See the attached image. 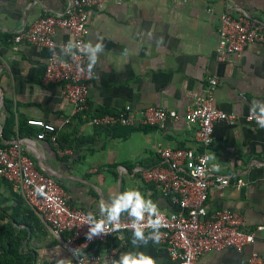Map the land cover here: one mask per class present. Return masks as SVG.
<instances>
[{"label":"crops","instance_id":"1","mask_svg":"<svg viewBox=\"0 0 264 264\" xmlns=\"http://www.w3.org/2000/svg\"><path fill=\"white\" fill-rule=\"evenodd\" d=\"M70 0H0V141L19 144L36 169L55 180L73 208L103 218L100 202L131 188L151 199L158 210L174 212L155 185L143 180L142 172L160 164L159 148L201 152L196 126L184 114L205 94L209 78L217 79L214 107L235 119L215 123L208 150L212 172L228 177L231 186L210 188L208 213L230 210L239 214L249 231L264 225V127L249 124L252 108L264 106V44L254 43L228 62L216 59L220 16H248L264 24V0H134L117 5L112 1L89 17L86 44L102 42L88 97V113L73 114L72 104L60 85L42 82L50 50L15 44L13 36L38 18L62 13ZM57 42H69L68 32L58 30ZM87 50V49H86ZM59 58L65 59L62 52ZM90 55L87 50V59ZM89 64V60H88ZM9 107V110L6 109ZM125 106L135 112L148 107L174 111L177 120L157 126L100 128L90 118L116 114ZM9 118L16 123L42 120L56 128L39 140L31 136L4 134ZM27 124V123H26ZM29 126V125H28ZM32 127V126H30ZM28 127L23 128L27 133ZM243 186L235 187L236 180ZM120 220L132 219L127 212ZM32 241L36 264H57L71 258L63 246L44 229ZM132 244L111 238L94 247L100 264H112L125 252H143L155 264H177L166 248L153 239ZM252 253L264 264V241L258 237L242 252L224 249L201 256L196 264H247ZM111 254V258H108Z\"/></svg>","mask_w":264,"mask_h":264},{"label":"built area","instance_id":"2","mask_svg":"<svg viewBox=\"0 0 264 264\" xmlns=\"http://www.w3.org/2000/svg\"><path fill=\"white\" fill-rule=\"evenodd\" d=\"M112 1L117 5L134 0H70L62 13L46 15L35 20L29 28H23L13 36L15 44H27L50 50L42 82L45 85L61 86L65 98L73 106V114L85 116L88 113V97L92 70H88L87 50L84 47L89 33V17L92 12H100L104 5ZM58 30L69 33V42H57ZM71 42L72 47L69 48ZM254 43L264 44V24L254 22L248 16H220L218 42L215 50L219 62H228L233 56L243 52ZM62 52L65 59L58 56ZM215 77L209 78L205 94L196 100L195 106L184 114V121L196 126V140L202 149L196 153L191 149L159 148L160 164L142 172L144 181L156 186L160 194L176 209L166 213L160 211V240L171 259L177 264H196L208 253L224 249L242 252L261 238L264 241V225L245 230L243 218L230 210L208 213L206 202L208 191H221L231 182L228 177L212 172L208 150L212 145L215 123L233 122L235 116L214 107ZM260 115V112H256ZM174 111L160 107H148L135 112L125 106L116 114H103L90 118L91 125L100 128L114 126L136 127L162 125L166 120H177ZM245 121L258 124L252 111ZM27 125L38 127L42 132L37 139L51 135L56 143V128L42 120L28 119ZM0 178L12 185L46 226L50 234L63 246L73 264H100L101 255L94 249L99 243L111 238L126 243L132 235L131 220H120L119 230H109L108 234L87 238L90 225L83 220L87 212L73 208L69 198L54 179L40 173L34 162L24 153L22 147L13 143L0 147ZM238 179L232 185L243 186ZM147 224V213L145 214ZM155 219V218H154ZM153 229L145 227L144 235L154 240ZM111 258V254L107 255ZM247 264H262L256 253H252Z\"/></svg>","mask_w":264,"mask_h":264},{"label":"clouds","instance_id":"3","mask_svg":"<svg viewBox=\"0 0 264 264\" xmlns=\"http://www.w3.org/2000/svg\"><path fill=\"white\" fill-rule=\"evenodd\" d=\"M72 47L71 42L68 46ZM84 47L89 51L88 56L89 72L93 66L97 63V52H102L104 45L102 42H98L95 47L91 43L85 44ZM260 115H256L255 109L252 108V113L255 116L260 127H264V106L259 109ZM110 203L100 202L99 212L103 218L94 217L89 212L84 220V224L90 225L87 238L91 240L92 236L100 234H108L109 230H119L121 226L120 216L121 213L127 212L132 217L131 229H132V244H136L138 241H144L146 243V237L144 235L145 227L153 229L154 242H159L160 234L158 229L160 227V213L156 204L151 199H146L144 194L136 188H131L122 193H117L110 198ZM147 213V224H145V214ZM155 218V219H154ZM57 264H71L70 261L60 260ZM112 264H155L154 259L143 252H125L120 255V259L113 260Z\"/></svg>","mask_w":264,"mask_h":264},{"label":"trees","instance_id":"4","mask_svg":"<svg viewBox=\"0 0 264 264\" xmlns=\"http://www.w3.org/2000/svg\"><path fill=\"white\" fill-rule=\"evenodd\" d=\"M6 109L9 110V107L6 106ZM14 126L19 137L38 133L26 121L16 123L9 118L4 134L12 133ZM26 127L29 129L25 134L23 128ZM5 146L0 141V147ZM44 229H47L46 226L24 199L13 191L12 185L0 178V264H36V251L30 244L44 236Z\"/></svg>","mask_w":264,"mask_h":264},{"label":"water","instance_id":"5","mask_svg":"<svg viewBox=\"0 0 264 264\" xmlns=\"http://www.w3.org/2000/svg\"><path fill=\"white\" fill-rule=\"evenodd\" d=\"M25 243V242H24ZM24 245V244H23Z\"/></svg>","mask_w":264,"mask_h":264}]
</instances>
